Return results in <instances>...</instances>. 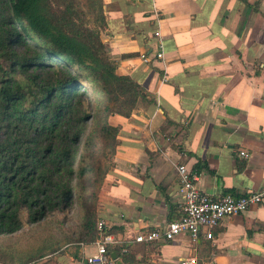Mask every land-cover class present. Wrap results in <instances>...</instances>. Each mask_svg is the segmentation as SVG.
I'll return each mask as SVG.
<instances>
[{
  "label": "crops",
  "instance_id": "1",
  "mask_svg": "<svg viewBox=\"0 0 264 264\" xmlns=\"http://www.w3.org/2000/svg\"><path fill=\"white\" fill-rule=\"evenodd\" d=\"M101 1L100 38L116 74L137 82L142 97L129 117L109 119L117 135L99 156L95 234L82 228L74 197L80 239L38 264H87L98 221L115 242V264H178L188 255L197 264H264V200L192 247L187 235L134 242L139 231L180 217L177 165L200 173L197 187L212 198L264 186V0Z\"/></svg>",
  "mask_w": 264,
  "mask_h": 264
},
{
  "label": "trees",
  "instance_id": "2",
  "mask_svg": "<svg viewBox=\"0 0 264 264\" xmlns=\"http://www.w3.org/2000/svg\"><path fill=\"white\" fill-rule=\"evenodd\" d=\"M104 27L101 0H0V235L18 232L23 213L37 224L66 212L74 197L95 234L99 156L117 135L109 119L129 117L143 92L116 74Z\"/></svg>",
  "mask_w": 264,
  "mask_h": 264
},
{
  "label": "built area",
  "instance_id": "3",
  "mask_svg": "<svg viewBox=\"0 0 264 264\" xmlns=\"http://www.w3.org/2000/svg\"><path fill=\"white\" fill-rule=\"evenodd\" d=\"M157 57L162 58V53H158ZM237 154L240 158H249L245 150L238 151ZM176 172L179 179L178 190L182 199L180 217L169 221L165 227L139 231L134 242L140 244L166 243L180 235H187L189 245L192 247L196 245L201 235L206 239H212L213 229L218 227L224 218L244 213L251 206L258 205L264 200V186L258 191L245 195L225 194L219 198H212L197 187L200 173L187 169L185 165H177ZM96 226L100 239L97 241L96 253L86 257V263L115 264L108 251V244L115 242L106 235V223L98 221ZM24 264H38V262L31 261ZM178 264H197V259L194 255H188L180 259Z\"/></svg>",
  "mask_w": 264,
  "mask_h": 264
},
{
  "label": "rangeland",
  "instance_id": "4",
  "mask_svg": "<svg viewBox=\"0 0 264 264\" xmlns=\"http://www.w3.org/2000/svg\"><path fill=\"white\" fill-rule=\"evenodd\" d=\"M85 20L90 28H94L97 24L93 16H88ZM89 92L90 89L85 90L87 97L91 98ZM92 125L93 122H90L88 132L91 131ZM86 136L87 134L83 142ZM74 207L76 208V206H70L64 213H51L37 224H27L26 215L23 213L21 215L23 226L18 232L0 235V258L7 264L31 261L39 263L44 256L50 255L53 258L65 249L66 244L78 241L81 237L80 217Z\"/></svg>",
  "mask_w": 264,
  "mask_h": 264
},
{
  "label": "water",
  "instance_id": "5",
  "mask_svg": "<svg viewBox=\"0 0 264 264\" xmlns=\"http://www.w3.org/2000/svg\"><path fill=\"white\" fill-rule=\"evenodd\" d=\"M114 256H115V255H114V254H112V259H115V258H114Z\"/></svg>",
  "mask_w": 264,
  "mask_h": 264
}]
</instances>
